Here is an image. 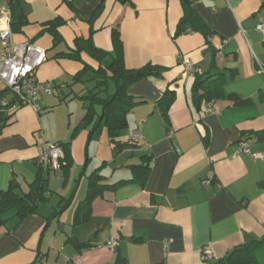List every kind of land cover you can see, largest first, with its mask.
Returning <instances> with one entry per match:
<instances>
[{
  "label": "crops",
  "instance_id": "0c3cea01",
  "mask_svg": "<svg viewBox=\"0 0 264 264\" xmlns=\"http://www.w3.org/2000/svg\"><path fill=\"white\" fill-rule=\"evenodd\" d=\"M67 1L74 10L63 0H19L28 23L11 36L13 45L34 43L45 50L47 60L36 77L51 83L58 95L71 90L84 65L89 70L78 82L91 80L92 87L73 95L79 99L95 87L94 60L84 51L82 62L61 56L82 47L90 29L93 46L105 52H111V31L117 29L126 69L152 64L166 71L127 88L137 104L126 115V141L120 134L117 140L135 147L115 154L108 136L98 147L105 129L81 130L68 146L66 175L45 173L44 200L36 212L22 221L15 209L0 214V264H115L116 259L120 264H207L201 258L205 248L217 261L250 240H264V141L255 136L264 131V76L257 73L264 67V38L256 29L264 24V0H190L212 33L207 39L197 32L175 37L183 15L179 0H131V5L104 0L92 26L88 20L102 0ZM9 2L0 0V25L9 16ZM55 18L64 22L56 43L42 32V24ZM184 59L210 80L221 78L222 98L210 103L217 116L208 115L209 104L196 109V75L184 74ZM167 88L175 99L165 120L157 102ZM53 95L54 90L51 96L42 94L38 114L22 107L0 129V194L11 181L17 194L26 193L39 171L43 145L69 142L83 119L80 101L82 116L63 129L46 130L41 112L51 108ZM228 96L245 103L235 105ZM0 98L12 99L1 82ZM134 132L139 134L135 142ZM240 142L249 152H239ZM143 156L151 158L144 186L124 183L102 190L90 204L88 219L73 225L91 174L103 178L102 186L118 184L132 178L130 166L146 164ZM110 241L117 243L114 250L106 247ZM87 243L91 247H81ZM255 258L264 264V244Z\"/></svg>",
  "mask_w": 264,
  "mask_h": 264
},
{
  "label": "trees",
  "instance_id": "16d2710c",
  "mask_svg": "<svg viewBox=\"0 0 264 264\" xmlns=\"http://www.w3.org/2000/svg\"><path fill=\"white\" fill-rule=\"evenodd\" d=\"M121 5H131V0H114ZM67 5L71 6L72 2L63 0ZM104 0L101 1L99 6L93 11L90 19L88 20L90 26L101 14ZM183 15L179 20L175 37L185 33H200L206 39L212 35L207 28L203 20L194 12L191 7L192 2L190 0H179ZM74 10V9H73ZM9 11V24L12 34L21 33L23 27L27 25L26 16L20 7L19 0H10L8 4ZM64 24L59 18H55L53 21L42 24V32H47L51 35L53 42L61 41V37L57 32V29ZM90 37L82 43V47H79L77 51L61 54L62 57L71 59L77 62H82L80 59V52L84 51L92 60H94L98 67L93 72V79L96 81L95 87L85 96L79 97V100L83 102V108L85 109V115L80 121L79 125L72 131L69 142L54 144L62 148L64 153V160L60 165L59 171L66 175L71 166L70 151L68 146L70 142L76 137L77 133L81 130H85L91 127V132L98 131L101 128L105 129L112 145L113 153L117 154L119 151L126 148L135 147L134 143L124 142L121 143L117 140L118 135L127 129L126 115L137 104L135 100L127 93V88L143 79L147 78H159L166 69L146 64L142 68L129 70L126 69L123 62V46L119 37L117 29L111 31V52H105L95 48L91 42V35L94 33L90 29ZM78 43V40H77ZM80 45V43H79ZM89 68L84 65L83 70L74 76L75 82L80 81L81 76L86 73ZM212 76L208 74L196 75L195 83L193 86V103L197 110L201 108L203 104H210L213 100L221 99V78L210 80ZM107 80H111L115 87V94L107 96ZM5 92L11 94L6 88ZM12 99L6 100L13 102L14 97L11 94ZM2 98H0L1 100ZM175 99L174 91L167 88L163 93L157 105L163 118L166 120L168 111ZM227 99L232 101L235 105L244 104L245 101L235 96H228ZM99 107L101 113H97L95 107ZM103 112V118L100 121L101 114ZM9 113L8 109L0 107V129H2L13 114L5 115ZM100 121V123H99ZM258 140L264 141V131L255 134ZM150 156H143L141 160L145 163H141L136 166H130L131 179L120 181L118 184L110 186H102L100 183L102 177L94 173L88 177L87 195L83 202L80 203L77 208L73 225L86 221L89 217L90 204L94 198H96L100 192L107 188H114L124 183H137L141 187L144 186L148 177L150 167ZM50 170H43L39 165V171L35 180L29 184L28 191L23 195L16 193L18 189L17 184L11 181L8 189L0 194V214L4 211L15 209L16 215L19 220L22 221L26 217L34 214L39 202L43 201V193L45 192V178L44 175ZM68 203V202H67ZM61 207V214L65 207ZM54 216H58V213ZM1 222V221H0ZM70 239V238H69ZM264 244V240H250L240 247L233 249L224 258L217 261L206 262L207 264H258L255 258V251L261 245ZM75 245V242H74ZM77 247V245H76ZM81 247L88 248L91 244H83ZM79 249V247H78ZM122 259H116L115 264H120Z\"/></svg>",
  "mask_w": 264,
  "mask_h": 264
},
{
  "label": "built area",
  "instance_id": "2783aa9c",
  "mask_svg": "<svg viewBox=\"0 0 264 264\" xmlns=\"http://www.w3.org/2000/svg\"><path fill=\"white\" fill-rule=\"evenodd\" d=\"M1 21L3 23L0 25V82L11 92L14 100L8 102L2 98L0 107L8 109L10 113L22 107H29L38 114L41 111L39 102L42 94L51 96L54 90L51 83L40 82L36 77L37 70L47 60L46 52L34 43L11 44L9 16H3ZM256 29L264 38V24L258 25ZM182 64L186 75H199L202 72L198 66L191 64L187 59L182 60ZM257 73L264 76V67L259 66ZM207 113L210 116H217L219 111L212 109L209 104ZM138 138L137 132L131 134V141L135 142ZM43 150V156L39 158L38 164L43 170L59 171L64 160L62 148L54 144H44ZM239 152H249L246 142H240ZM116 246L115 241L106 244L110 250H114ZM201 256L205 263L214 260L208 248L202 251ZM74 264H81V262L78 260Z\"/></svg>",
  "mask_w": 264,
  "mask_h": 264
},
{
  "label": "rangeland",
  "instance_id": "374dc122",
  "mask_svg": "<svg viewBox=\"0 0 264 264\" xmlns=\"http://www.w3.org/2000/svg\"><path fill=\"white\" fill-rule=\"evenodd\" d=\"M19 35L21 34H17L15 36H19ZM91 83H92L91 80L84 81L82 83L76 82L75 84L72 85L71 90L67 88V90L63 91L64 93L59 94V95L58 93H56L54 89V95L50 97L52 98L51 108H46L41 112V121H43V124L46 127V130L50 131L56 127L63 129L67 126L70 120L71 121L75 120L77 115L79 114L80 116L83 115L82 105L80 102L81 100H79L73 94L80 93L79 90H81L82 87L90 88ZM95 85H96V82H95ZM91 87H92V84H91ZM106 89H107V94H106L107 96L115 94V87L111 80H107ZM42 131H43V128H42ZM125 132L126 131H122L120 133V135L124 137V138H121L122 141H126L127 133ZM96 136H100L99 133H97ZM107 136H108L107 132L104 130L102 133V140L100 139L97 141L98 147L99 145H101V149H102V146L104 145V142L107 141ZM50 177L54 178L52 175ZM53 183L54 184L56 183L55 179L53 180ZM55 198H57L56 192H53L52 194L53 202L55 201L54 200Z\"/></svg>",
  "mask_w": 264,
  "mask_h": 264
},
{
  "label": "water",
  "instance_id": "95a60500",
  "mask_svg": "<svg viewBox=\"0 0 264 264\" xmlns=\"http://www.w3.org/2000/svg\"><path fill=\"white\" fill-rule=\"evenodd\" d=\"M102 118H103V112H102V114H101V118H100V121L102 120ZM100 121H99V123H100Z\"/></svg>",
  "mask_w": 264,
  "mask_h": 264
}]
</instances>
